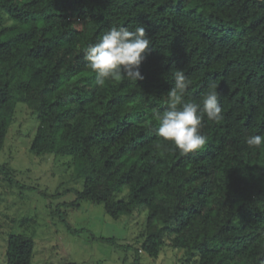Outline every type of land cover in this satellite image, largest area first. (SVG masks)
<instances>
[{
	"label": "trees",
	"instance_id": "16d2710c",
	"mask_svg": "<svg viewBox=\"0 0 264 264\" xmlns=\"http://www.w3.org/2000/svg\"><path fill=\"white\" fill-rule=\"evenodd\" d=\"M141 25L144 79L98 86L86 49ZM175 69L191 81L185 99L218 84L223 119L204 117L198 151L156 133ZM19 102L36 115L31 151L70 157L83 181L68 208L99 203L115 220L143 208L150 257L169 233L190 264H264V144L246 143L264 133V0H0V148ZM33 251L11 234L4 264H32Z\"/></svg>",
	"mask_w": 264,
	"mask_h": 264
},
{
	"label": "rangeland",
	"instance_id": "374dc122",
	"mask_svg": "<svg viewBox=\"0 0 264 264\" xmlns=\"http://www.w3.org/2000/svg\"><path fill=\"white\" fill-rule=\"evenodd\" d=\"M36 125L35 113L17 103L0 148V164L14 171L9 178L0 174V264L5 262L9 235L18 233L34 240L32 264L191 263L183 260L181 249L173 248L169 233L157 257L140 249L145 235L143 208L117 220L102 204L91 201L82 200L78 207L68 208L66 204L76 199L83 181L75 175L70 157L31 151ZM61 214L73 231L60 220Z\"/></svg>",
	"mask_w": 264,
	"mask_h": 264
},
{
	"label": "clouds",
	"instance_id": "9594fccd",
	"mask_svg": "<svg viewBox=\"0 0 264 264\" xmlns=\"http://www.w3.org/2000/svg\"><path fill=\"white\" fill-rule=\"evenodd\" d=\"M150 45L151 39L142 25L135 30L124 26L110 27L85 52L88 67L96 74V84L103 86L108 80L125 78L135 82L143 80L139 66ZM172 75L174 83L168 91L170 105L162 114H157L156 133L183 153L201 150L207 143V137L200 131L204 117L215 122L223 119L218 84L209 83L202 99L197 102L185 99L191 81L184 71L175 69ZM246 143L259 148L264 144V133L250 135Z\"/></svg>",
	"mask_w": 264,
	"mask_h": 264
}]
</instances>
